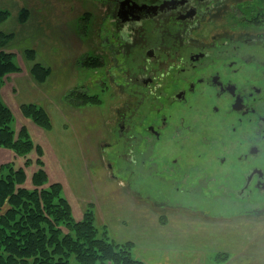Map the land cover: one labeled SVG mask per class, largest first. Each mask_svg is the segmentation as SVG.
Returning <instances> with one entry per match:
<instances>
[{"label":"flooded vegetation","instance_id":"1","mask_svg":"<svg viewBox=\"0 0 264 264\" xmlns=\"http://www.w3.org/2000/svg\"><path fill=\"white\" fill-rule=\"evenodd\" d=\"M74 2L100 15L86 58L108 70L92 87L119 99L99 148L114 180L168 207L264 214V32L251 30V2Z\"/></svg>","mask_w":264,"mask_h":264},{"label":"rangeland","instance_id":"2","mask_svg":"<svg viewBox=\"0 0 264 264\" xmlns=\"http://www.w3.org/2000/svg\"><path fill=\"white\" fill-rule=\"evenodd\" d=\"M248 1L253 7L251 15L259 17L251 23V30L263 33L264 0ZM0 9L9 13L0 22V32L10 36L2 49L12 52L21 68L18 75L4 78L0 100L14 112L12 129L17 132L28 125L32 138L44 147L49 176L62 183L76 219L92 204L101 233L118 242H133V256L145 264H264V214L253 213L249 218L225 213V209L211 214L182 204L168 207L164 199L151 202L133 194L126 183L114 180L106 167L108 160H100V144L108 141L119 99L109 86L91 84L108 70L97 72L100 63H86V55L92 54L87 52L101 41L95 35L100 18L96 9L74 0H0ZM87 10L91 13L86 14ZM31 49L35 58L28 59L24 51ZM105 59L109 66V56ZM34 63L50 68L45 81L38 82L30 73ZM13 82L19 89L16 95L10 85ZM85 84L92 89L88 92L100 96L102 104L87 105L91 109L83 114L82 107L69 105L66 94L82 86L87 91ZM35 100L32 103L45 107L51 115L50 131L20 112L22 103ZM14 156L0 148V167ZM17 162L20 165L23 160ZM35 168L29 166L27 171Z\"/></svg>","mask_w":264,"mask_h":264},{"label":"trees","instance_id":"3","mask_svg":"<svg viewBox=\"0 0 264 264\" xmlns=\"http://www.w3.org/2000/svg\"><path fill=\"white\" fill-rule=\"evenodd\" d=\"M9 13L0 9V22ZM6 36L0 32V88L4 78L21 72L12 52L3 50ZM28 59L34 50L24 51ZM91 60V59H90ZM88 61L91 66L98 62ZM30 73L43 82L50 68L34 63ZM74 108L100 105L97 94L73 89L66 101ZM25 119L50 131L51 115L36 103L20 106ZM12 109L0 100V148L14 153L12 162L0 167V264H145L133 256V242H118L101 233L94 206L88 204L81 219H76L61 182L51 180L44 148L32 138L28 126L16 132ZM23 160L20 165L17 160ZM29 166L36 168L28 172Z\"/></svg>","mask_w":264,"mask_h":264},{"label":"crops","instance_id":"4","mask_svg":"<svg viewBox=\"0 0 264 264\" xmlns=\"http://www.w3.org/2000/svg\"><path fill=\"white\" fill-rule=\"evenodd\" d=\"M13 75H18V73H16V74H12L11 76H13ZM11 82V81H10ZM10 85H12V87H14L12 90H13V92H15V93H13L14 95H16V91L18 92L19 91V89H16V86H14V82L12 83V84H10ZM11 87V88H12ZM7 89H8V87H7ZM11 90V91H12ZM15 90V91H14ZM7 92V91H6ZM18 94V93H17ZM3 96H4V98L6 99V100H8V97L7 96H5V94H3ZM32 102H36V100L35 101H31V102H28V103H32ZM22 104H25V102L24 103H22ZM21 104V105H22ZM28 126V125H27ZM39 140V139H38ZM39 144H41L40 143V141H39ZM44 148V147H43ZM44 151H45V149H44ZM45 153H46V151H45Z\"/></svg>","mask_w":264,"mask_h":264}]
</instances>
